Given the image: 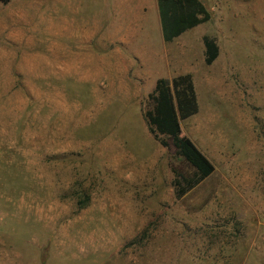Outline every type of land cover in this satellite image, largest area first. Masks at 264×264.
<instances>
[{
    "label": "rangeland",
    "instance_id": "obj_1",
    "mask_svg": "<svg viewBox=\"0 0 264 264\" xmlns=\"http://www.w3.org/2000/svg\"><path fill=\"white\" fill-rule=\"evenodd\" d=\"M201 1L170 43L157 0L0 3V264H264V0ZM184 74L215 171L178 196L196 169L146 114Z\"/></svg>",
    "mask_w": 264,
    "mask_h": 264
},
{
    "label": "trees",
    "instance_id": "obj_2",
    "mask_svg": "<svg viewBox=\"0 0 264 264\" xmlns=\"http://www.w3.org/2000/svg\"><path fill=\"white\" fill-rule=\"evenodd\" d=\"M12 0H0L8 5ZM163 41L173 42L189 30L210 21L211 14L201 0H157ZM205 63L212 65L219 56V46L214 38L204 37ZM154 107L146 114L150 133L163 147L171 139L178 154L196 173L190 178L176 179L178 196L198 186L210 177L215 166L189 138L182 135L180 122L199 112L196 88L191 74L179 75L172 80L161 78L150 94Z\"/></svg>",
    "mask_w": 264,
    "mask_h": 264
}]
</instances>
